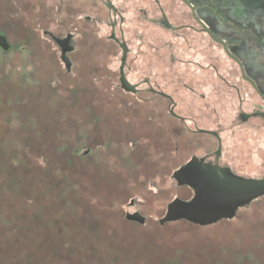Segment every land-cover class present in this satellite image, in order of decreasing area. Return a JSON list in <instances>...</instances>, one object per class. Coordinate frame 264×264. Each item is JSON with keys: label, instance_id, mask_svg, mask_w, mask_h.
Masks as SVG:
<instances>
[{"label": "rangeland", "instance_id": "374dc122", "mask_svg": "<svg viewBox=\"0 0 264 264\" xmlns=\"http://www.w3.org/2000/svg\"><path fill=\"white\" fill-rule=\"evenodd\" d=\"M114 1L124 17L115 31H124L129 47L126 77L145 88L153 72L143 66L140 29L152 12L139 9L150 0ZM160 1L171 22L192 19L183 1ZM189 1L207 19L222 20L224 37L264 92V0ZM108 13L92 0H0V33L10 45L0 47V264H264V196L218 224L160 223L172 201L193 193L174 172L216 142L180 122L172 133L166 102L122 87L123 51ZM160 30L147 39L156 54H144L159 63L165 84L174 78L166 74L173 53L192 63L183 82L194 91H173L177 109L220 130L225 155L241 154L243 174L263 177L264 120L236 118L240 110H264L258 93L244 83L241 99L225 86L216 106L212 84L202 86L194 71L206 63L203 37ZM55 37L70 38V69ZM215 49L208 41L209 55ZM221 65L235 67L225 53Z\"/></svg>", "mask_w": 264, "mask_h": 264}, {"label": "flooded vegetation", "instance_id": "af4514ba", "mask_svg": "<svg viewBox=\"0 0 264 264\" xmlns=\"http://www.w3.org/2000/svg\"><path fill=\"white\" fill-rule=\"evenodd\" d=\"M183 1L190 9L191 17L192 19L188 20V22H171L165 13V8L161 4L160 0H150L149 4L146 6L141 7L139 10L142 13H146L148 16V13L151 10V18L147 19L148 23L146 25L143 24L140 29L141 33V50H142V61L143 66L148 68L153 72V79L149 80L146 79L145 82H147V87L145 88H139L138 86L135 87V92L139 93L142 97L144 94H147L150 92L152 96H158L162 99V101L166 102L168 113L170 115L169 117V124L170 130L173 133L175 131V125L177 122H180V124H184L185 128L188 130L189 134L193 135H207L212 137L216 145L214 147H211L209 152H206L202 155L194 154L190 157V159L185 162L183 165L179 167H186V171L188 173V177L191 181V184L186 185L189 187L193 193L189 197L188 200L185 201H191L196 196V190L195 187L198 188L199 194L203 196L204 194H207L208 192H213V179H215L218 183H233L234 182V176L241 177L244 179H262L264 178H257L253 176H247L243 174L242 170L240 169V158L242 157L241 154L233 153L230 155H225L224 152V137L222 135V132L218 130L217 128H202L199 126V119L197 117L187 115L186 113L180 112V110L177 109L178 107V101L175 98L174 92L178 91H191L193 92L194 89L189 87V84L187 82H183L185 75H191L194 74L191 71V68L188 66H191V61H187L188 59L185 58V54L182 56L180 53L175 57L174 53L171 56L170 63L167 65L168 72L166 74L167 77H174L172 79V83H167L163 81L162 78L159 77V63H156L151 60V63L148 62L149 60L144 53H147L148 50H152L153 55L156 54V50L158 47L155 45L153 46L151 43L152 41H148V37L151 35V31H155L160 29V32H166V33H175V34H185V33H194L195 35L199 34L198 36L203 37L202 40V47H200V55L201 58L206 60V65L202 62L198 63L200 67L199 69H195L198 74L202 73L203 79L200 81L202 82V86L209 84L207 87L211 86L214 89V95L212 97L215 98L216 106L220 105V108H222V102L224 100V87H230L231 90H234L239 98H241V87H243V84L245 83L247 86H249V91L251 92H257L260 98L262 99L264 103V99L262 95H264V92L261 90L260 86L257 84L254 75L250 71V69H247L246 65L242 62V59L240 58V55L235 52L234 46L230 45L229 39L224 37L223 35V22L222 20H211L207 19L209 16H206L202 14L199 7L192 4L189 0H181ZM94 4H102L106 6V8L109 10V16L113 18L112 21V33L111 38L112 40L117 43L122 51V44L126 43L127 47L128 44L126 42L124 31H121V36L117 35V32L115 31L118 20L117 16H120V21H124L123 14L121 13L118 5L115 3L114 0H92ZM159 12L162 13V19L154 18L157 17ZM153 14V15H152ZM157 15V16H156ZM209 15V14H208ZM159 17V16H158ZM204 19H203V18ZM158 28V29H157ZM159 33V32H158ZM185 38V37H183ZM188 39V38H187ZM208 41H210V45L214 46L216 48L214 55H209L207 52L208 49ZM223 42H226L228 50L225 49V46ZM149 44V46H147ZM147 50V52H145ZM129 52V47H128ZM224 53L226 54L227 58L230 59L232 62V65L234 64L235 67L224 69L221 65V61L223 59ZM128 58V56H127ZM176 60H180L179 62L183 64L184 66L182 68H176ZM128 65V62H126V65L124 67V73L126 76L125 69ZM150 66V67H148ZM193 69V68H192ZM158 71V72H157ZM203 71V72H202ZM228 76H238V82L240 81V84H236L232 82V80L229 79ZM120 77H121V68H120ZM127 78V77H126ZM233 79V78H232ZM128 80V79H127ZM129 81V80H128ZM172 88V90H169L171 92H167L168 88ZM202 88V87H201ZM174 91V92H173ZM249 92V93H250ZM204 93V92H203ZM262 94V95H261ZM203 101L202 103V109L207 110L208 109V103L210 102L207 100V95H203ZM145 100L147 98H144ZM243 99V98H241ZM159 101V100H158ZM209 101V102H208ZM160 102V101H159ZM158 102V103H159ZM213 110V109H211ZM214 112L217 113L216 115H220L221 112L214 109ZM217 117V116H216ZM219 118V116H218ZM236 118L238 121L240 120L241 124L248 123L251 119L255 118H261L264 120V110H255L252 112H246L243 110L238 111ZM155 118H153L154 120ZM188 122H191L194 124V128L188 125ZM220 126H223V122L220 123ZM240 126V125H239ZM224 128V127H221ZM170 132V131H169ZM171 133V135H172ZM250 154V153H249ZM251 155V154H250ZM248 164V163H247ZM261 165V164H260ZM241 192L243 194H248L249 189L242 188ZM264 195H261L259 197H262ZM258 197V198H259ZM255 199L251 200L249 203H245V205H249L252 203ZM247 200V199H246ZM242 205V206H245ZM240 206V207H242ZM239 207V208H240ZM238 208V209H239ZM237 209V210H238ZM236 210V212H237ZM236 214V213H235Z\"/></svg>", "mask_w": 264, "mask_h": 264}, {"label": "water", "instance_id": "95a60500", "mask_svg": "<svg viewBox=\"0 0 264 264\" xmlns=\"http://www.w3.org/2000/svg\"><path fill=\"white\" fill-rule=\"evenodd\" d=\"M56 41L63 47V60L67 65V68H71V61L67 56V52L72 50L70 45V38L59 39ZM225 49L228 50L226 42H223ZM0 47L8 50L10 45L7 38L0 33ZM123 57L121 65V83L122 87L128 91H134L135 87L130 84L127 80L124 67L127 62L128 47L126 43L122 44ZM262 95V94H261ZM264 99V95H262ZM173 177L179 185L191 184L188 177L186 167H182L176 170ZM233 183H223L217 182L213 179V192L204 194L201 196L199 194L198 188L195 187L196 196L191 201H184L181 199H175L168 205L166 215L160 219V223L164 224L166 222L178 221V220H188L192 223L199 225H210L217 223L218 221L225 218H233L235 216L236 210L249 203L254 198H258L264 195V178L262 179H244L241 177L234 176ZM242 188L249 189L248 194H243L241 192ZM247 199V200H246ZM127 218L129 220L139 221L140 223L145 222V217L139 213H128Z\"/></svg>", "mask_w": 264, "mask_h": 264}, {"label": "trees", "instance_id": "16d2710c", "mask_svg": "<svg viewBox=\"0 0 264 264\" xmlns=\"http://www.w3.org/2000/svg\"><path fill=\"white\" fill-rule=\"evenodd\" d=\"M230 219H231V218H225V219H222V220L218 221L217 224L220 223V222L228 221V220H230ZM183 221H185V222L191 224L192 226H209V225H199V224H195V223H192V222H190V221H188V220H185V219H183ZM213 224H216V223H213ZM211 225H212V224H211Z\"/></svg>", "mask_w": 264, "mask_h": 264}]
</instances>
